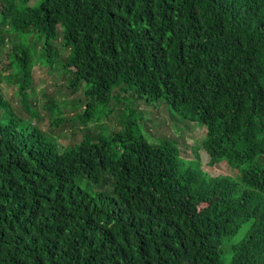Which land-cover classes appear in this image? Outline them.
<instances>
[{
	"label": "trees",
	"instance_id": "16d2710c",
	"mask_svg": "<svg viewBox=\"0 0 264 264\" xmlns=\"http://www.w3.org/2000/svg\"><path fill=\"white\" fill-rule=\"evenodd\" d=\"M31 1L0 6V32L42 40L35 60L24 42L5 53L24 106L60 41L81 122L128 114L60 151L0 96V264H264V0ZM137 102L203 127L208 165L241 184L145 139Z\"/></svg>",
	"mask_w": 264,
	"mask_h": 264
},
{
	"label": "rangeland",
	"instance_id": "374dc122",
	"mask_svg": "<svg viewBox=\"0 0 264 264\" xmlns=\"http://www.w3.org/2000/svg\"><path fill=\"white\" fill-rule=\"evenodd\" d=\"M14 1L16 0H0V6L7 7ZM35 2L36 0L31 1L30 5H34ZM6 28L4 26L3 30ZM0 40V96L6 102L9 112L19 122L28 123L50 136L60 151L66 146L76 144L85 135L95 138L102 133L110 135L123 129L121 116L128 114L127 101L115 102L111 114H100L98 108L87 124L81 122L79 115L84 112L87 100L84 99L82 86L76 91L69 87V76L63 72L61 66L67 50L61 47L60 41L54 43L57 53L51 65H42L38 62L32 64L29 88L24 91L25 107L17 91L18 79L11 77V70L6 69L5 53L10 44L24 42L32 49L35 60L41 50L42 40L35 42L31 37L7 34L2 30ZM133 110L141 117L138 118L137 124L143 137L149 142L154 143L155 139L168 138L176 143L182 159L198 160L202 171L209 176L226 177L241 184L239 174L230 170L224 162L208 165V157L201 148V141L204 138L203 127L185 123L180 117L172 114L164 104L153 106L137 102ZM58 118L60 120H56ZM55 120L58 121V125H55ZM22 122L20 123L25 125ZM257 160L264 165V156Z\"/></svg>",
	"mask_w": 264,
	"mask_h": 264
}]
</instances>
